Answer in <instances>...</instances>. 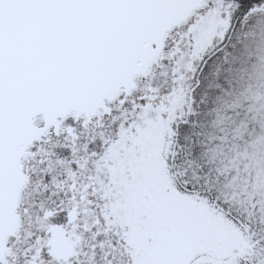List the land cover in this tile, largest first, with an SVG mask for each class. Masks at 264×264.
<instances>
[{"label":"snow or ice","instance_id":"1","mask_svg":"<svg viewBox=\"0 0 264 264\" xmlns=\"http://www.w3.org/2000/svg\"><path fill=\"white\" fill-rule=\"evenodd\" d=\"M0 264H264V0H0Z\"/></svg>","mask_w":264,"mask_h":264}]
</instances>
